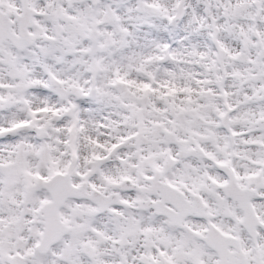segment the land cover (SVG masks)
<instances>
[{
    "label": "snow or ice",
    "instance_id": "obj_1",
    "mask_svg": "<svg viewBox=\"0 0 264 264\" xmlns=\"http://www.w3.org/2000/svg\"><path fill=\"white\" fill-rule=\"evenodd\" d=\"M0 264H264V0H0Z\"/></svg>",
    "mask_w": 264,
    "mask_h": 264
}]
</instances>
